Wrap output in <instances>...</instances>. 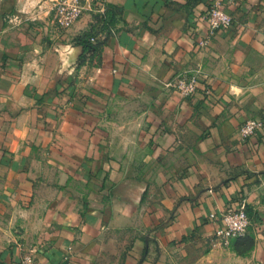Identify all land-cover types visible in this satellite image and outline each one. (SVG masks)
I'll return each mask as SVG.
<instances>
[{"label":"crops","instance_id":"1","mask_svg":"<svg viewBox=\"0 0 264 264\" xmlns=\"http://www.w3.org/2000/svg\"><path fill=\"white\" fill-rule=\"evenodd\" d=\"M99 1L58 31L52 0L40 20L0 0V264H156L159 248H219L242 206L256 245L228 264H264V126L239 134L264 123V0ZM215 1L231 27L211 29ZM182 74L188 98L168 86ZM15 219L32 225L10 238Z\"/></svg>","mask_w":264,"mask_h":264},{"label":"built area","instance_id":"2","mask_svg":"<svg viewBox=\"0 0 264 264\" xmlns=\"http://www.w3.org/2000/svg\"><path fill=\"white\" fill-rule=\"evenodd\" d=\"M99 0H52L48 9L47 20L58 31H64L72 27L86 13L97 11L105 14L106 9ZM214 31L227 29L234 24V17L219 4L211 7L205 14ZM94 41V40H93ZM203 46L206 41L201 43ZM181 91L185 97H191L197 90V79L194 76L184 77L175 83H169ZM264 123L256 119H248L241 126L239 134L242 139H248L258 133ZM224 226L217 229L216 239L224 243H230L234 238L245 236L252 224L247 208L242 206L238 210L229 209L221 214ZM22 264H37L33 253H26L22 258Z\"/></svg>","mask_w":264,"mask_h":264},{"label":"rangeland","instance_id":"3","mask_svg":"<svg viewBox=\"0 0 264 264\" xmlns=\"http://www.w3.org/2000/svg\"><path fill=\"white\" fill-rule=\"evenodd\" d=\"M23 2L24 5H27L28 8H23L19 12L22 17L21 19H38L40 20L43 17V13L41 11V5L44 3L45 0H19ZM219 4L222 6V4L219 1L212 2L210 4V8ZM99 29V28H98ZM97 27L92 28V33L94 35H97L98 31ZM94 42V41H93ZM186 75L182 74L181 76H175L173 79H171L170 83L176 82L179 79H184ZM169 86V85H168ZM170 87V86H169ZM172 90L179 92L184 98L185 97L180 90H178L175 87H170ZM131 106L128 108L130 109ZM131 112V111H130ZM142 154L138 155L139 160L146 161L149 157L148 152H143L145 149H141ZM159 157V156H157ZM171 159V158H170ZM164 160V159H162ZM167 172L164 171L161 167L157 168L156 172ZM51 172V171H49ZM136 173L144 174L146 175L149 170L148 166H146L144 169L141 168L140 170L135 171ZM28 220V219H26ZM31 223H25L22 225V223L18 222L16 219L13 222V232H11L10 238H17L18 234H20V231H26L28 227H31ZM19 230V231H18ZM2 233L0 236L5 237V233L3 229H1ZM23 236V235H22ZM217 244L219 245V248L216 247V243L213 241H206L202 243H194L192 245H189L186 248H168L163 249L159 248V252L156 255V264H228V250H231L233 254H235L238 258H245L247 257L250 252L255 248V238L253 234L248 231V233L243 237L234 238L230 243H224L216 239ZM32 244L37 245L36 242H32ZM214 249L221 250L214 252ZM30 253V252H28Z\"/></svg>","mask_w":264,"mask_h":264},{"label":"trees","instance_id":"4","mask_svg":"<svg viewBox=\"0 0 264 264\" xmlns=\"http://www.w3.org/2000/svg\"><path fill=\"white\" fill-rule=\"evenodd\" d=\"M95 38L94 33H92V30L87 31L84 33V35L81 37V42L85 45L86 49H93L97 50L100 46V43H94L93 39ZM250 216V215H249ZM251 218V217H250ZM251 227V226H250ZM250 230V229H249Z\"/></svg>","mask_w":264,"mask_h":264}]
</instances>
